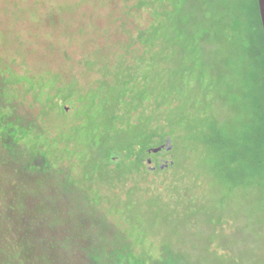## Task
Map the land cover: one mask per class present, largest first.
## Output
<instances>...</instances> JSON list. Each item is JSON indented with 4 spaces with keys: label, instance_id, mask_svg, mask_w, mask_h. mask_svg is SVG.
I'll return each mask as SVG.
<instances>
[{
    "label": "rangeland",
    "instance_id": "1",
    "mask_svg": "<svg viewBox=\"0 0 264 264\" xmlns=\"http://www.w3.org/2000/svg\"><path fill=\"white\" fill-rule=\"evenodd\" d=\"M0 61L5 70L75 84L70 129L56 127L55 113L39 121L40 108L22 90L7 114L22 126L47 124L55 137L77 136L71 153L79 157L91 146L102 151L104 141L122 146L160 130L172 145L152 153V165L172 161L163 171L130 174L123 185L100 176L91 186L87 164L44 170L30 145L34 130L21 147L0 146V240L24 234L32 242L36 231V246L23 253L50 256L49 264H90L84 248L122 246L135 257L169 248L186 264H264V208L252 210L247 177L230 173L229 139L239 136L237 145L250 125L264 124L254 0H0ZM6 125L0 138L16 143ZM90 191L101 207L89 204ZM121 194L111 214L107 202ZM49 236L70 238L68 263L58 248L46 252Z\"/></svg>",
    "mask_w": 264,
    "mask_h": 264
},
{
    "label": "trees",
    "instance_id": "2",
    "mask_svg": "<svg viewBox=\"0 0 264 264\" xmlns=\"http://www.w3.org/2000/svg\"><path fill=\"white\" fill-rule=\"evenodd\" d=\"M200 3L205 9L204 1H201ZM254 5L260 26L261 43L264 49V38L258 14L257 0H254ZM0 64L2 65L5 63L0 61ZM0 79V135L3 134L6 129L5 125H8V123L10 124V132L16 134L14 139L16 140V143H13L12 140L8 138H0V146L8 151L11 148L16 149L21 147L24 135H29L28 133L33 132L34 130L36 136L35 139L30 140V145L34 152V157L41 158L42 168L44 170L47 168L50 169L53 167L54 162L58 164L63 161H68L76 168L74 171L77 172L80 171L81 167H84V165L87 164L86 168L90 169L85 174L87 177H85L84 180L85 183H88V186L98 182L99 179H101L100 176L103 178L108 177L109 181H116L122 185L128 183L127 179H129L128 175L130 174L131 177L138 175L140 176V179H143L147 174L152 173V170L148 169L145 163V157L152 155V153H147V149L157 147L169 138V135L165 130H160V133L133 135L125 138L127 143L122 146L118 143H107L104 141L101 146L105 149L102 151L97 152L98 149L91 146L89 147L90 150L87 151V154L79 157L78 155L71 153L73 142L78 141L77 136L76 139L71 135L66 137H55L53 135V130L51 131V129L47 127V124H43L40 129L31 128L30 126H22L18 121L10 122L7 114L9 112L8 103L19 100L22 90L24 96L30 95L32 103L40 108L38 114L39 121H48L50 115L55 113L61 120V124L56 127H61L64 130H67V128L70 129V123H67L66 117L76 106V101L74 98L72 99V94L77 91L75 90V84L66 85L63 82L60 83L58 80L49 81L40 78L37 79L22 71H13L11 69L5 70L4 68L2 69V67H0ZM19 92L20 94L18 96ZM154 129L155 128L152 127V130L156 131ZM141 130L146 129L142 128ZM237 137L239 136L234 135L229 139V144L233 148V155H231L230 158L232 172L230 171V173L232 174L236 172L238 174V179L240 180L244 176L247 177L250 188L248 198L253 204L252 210L262 211L264 208V124L261 123V121H258L256 125H250L249 129L241 135L242 142H239V144L236 145L235 142ZM18 140L22 141L19 143ZM78 142H82V139ZM27 143L29 142L27 141ZM27 143L26 145L29 146ZM114 158L116 159V162L113 161ZM133 165H135L134 168H132ZM170 166L172 165H168L165 168ZM37 169L31 167L30 170H36L35 172H38ZM103 171L106 172V174H102ZM235 183H237V181ZM92 188L91 191L94 188L98 189V186ZM91 191L88 192L89 196L91 195ZM123 197L124 195L121 194L117 196L116 201L107 202V204L111 206V209H105L112 214L114 212V209H112L113 205L120 203V200H122ZM88 202L93 208H99L102 206L99 199L92 200L91 196ZM5 211H7V209H5ZM11 224L14 225V222L11 221ZM31 234L32 237L30 238L29 236V238L33 240L32 242H25L24 234L22 235L23 237L18 234L17 237L5 242L0 240V252L4 255L5 264H49L48 260L50 256L42 257L39 255L40 252H36L28 257L24 255V247L30 248L37 244H35L36 231ZM43 240H40L41 242L39 243L43 244L45 242V240ZM69 240V237H64L63 240L55 241L49 236L48 239H46L48 242H45L47 243L45 246L46 252L50 253L54 248H58V250H61V253H63L64 258L66 257L65 261L68 263V256L73 254L71 253V244H69ZM4 247L7 248V251H5ZM161 250V252L156 253L158 254L157 256H151L146 252L145 255L141 257L131 255V252L126 250L124 246L117 250L113 249L110 251H106V249L102 251L100 250L101 252L99 250H94V253H92L91 250L88 251V249L84 248L83 253L85 258L90 260V264H102L100 260L101 254L104 255V260H106L105 264H186V261L183 260L179 254L169 253V248H163Z\"/></svg>",
    "mask_w": 264,
    "mask_h": 264
},
{
    "label": "water",
    "instance_id": "3",
    "mask_svg": "<svg viewBox=\"0 0 264 264\" xmlns=\"http://www.w3.org/2000/svg\"><path fill=\"white\" fill-rule=\"evenodd\" d=\"M257 8H258V14L260 18L261 28L263 32V38H264V0H257ZM172 148L171 141L169 138L166 139V141L157 146V147H151L147 149V153H156V152H167ZM115 159V158H114ZM150 158L147 159V163H150ZM169 164H172V161L169 162ZM165 167V164H159L158 168L161 170Z\"/></svg>",
    "mask_w": 264,
    "mask_h": 264
},
{
    "label": "flooded vegetation",
    "instance_id": "4",
    "mask_svg": "<svg viewBox=\"0 0 264 264\" xmlns=\"http://www.w3.org/2000/svg\"><path fill=\"white\" fill-rule=\"evenodd\" d=\"M168 151H169V150H168ZM168 151H167V152H168ZM152 157H153L152 155H149V156L145 157V163H146L148 169H151V170L153 171L156 167H158L159 163H158L157 165H156V164H155V165H152V164H153V158H152ZM158 157H159V156H158ZM148 158H150V160H151L150 163H147V159H148ZM155 160H158V158L155 159ZM113 161L116 162L115 159H114ZM163 164H165V167H167L168 165H170L169 162L167 163V161H164Z\"/></svg>",
    "mask_w": 264,
    "mask_h": 264
}]
</instances>
